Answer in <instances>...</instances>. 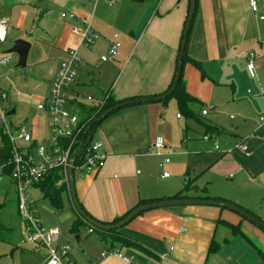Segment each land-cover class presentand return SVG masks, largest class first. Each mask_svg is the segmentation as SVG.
<instances>
[{
	"label": "crops",
	"instance_id": "crops-1",
	"mask_svg": "<svg viewBox=\"0 0 264 264\" xmlns=\"http://www.w3.org/2000/svg\"><path fill=\"white\" fill-rule=\"evenodd\" d=\"M197 2L182 71L184 92L193 101L182 104L172 96L117 110L93 137L105 146L104 167L76 175L78 201L100 223L117 224L141 205L180 197L229 201L264 222V0H258L259 9L251 0ZM190 7L191 0H0V20L8 24L0 54L11 55L0 66V89L8 91L16 111L11 122L32 135L34 150L54 146L51 118L38 106L69 50L82 59L70 91L84 97L80 106L96 108L109 97L119 103L160 98L174 82ZM65 13L77 19L62 18ZM82 20L99 35L88 48L73 33ZM116 35L118 55L102 61ZM21 39L31 43L22 68L19 56L7 53ZM80 106L70 108L83 124L88 115L81 119ZM159 139L166 146L161 156L149 150ZM16 145L28 146L20 139ZM3 170L0 229L13 240V253L45 264L48 252L26 243L18 192ZM164 172L170 176L163 178ZM61 188L54 197L43 187L29 191L41 221L58 227L59 244L72 247L70 264H128L112 252L133 257L131 264H264V230L229 209H153L117 231L90 233L93 226L80 221L71 190Z\"/></svg>",
	"mask_w": 264,
	"mask_h": 264
},
{
	"label": "built area",
	"instance_id": "built-area-1",
	"mask_svg": "<svg viewBox=\"0 0 264 264\" xmlns=\"http://www.w3.org/2000/svg\"><path fill=\"white\" fill-rule=\"evenodd\" d=\"M251 5L254 9H259L258 0H251ZM62 18L77 19L73 13H65ZM264 20V16L262 17ZM73 33L80 37V44L86 48L91 47L99 38V35L94 31L92 25L87 20H82L80 26L73 27ZM8 34V24L4 20H0V45L6 43ZM115 36L113 42L108 48V55L102 57V61H107L118 55L121 43ZM254 54H249L248 70L253 76L255 71V62H253ZM11 61L10 54H0V66H7ZM82 59L76 50H69L66 58L59 63V70L53 77L52 86L49 95L39 103L38 109L45 111L51 118V128L55 136L54 146L49 150L46 146H40L34 150L31 146L33 138L25 129L15 133L8 121L7 113L11 110V105L8 99V91L0 89V115L3 121L1 130L5 136L10 140L13 146L11 151V159L9 164L12 167V181L18 192V207L19 217L24 223V238L26 243L44 248L48 252V259L45 264H70L69 257L71 255L72 247L70 245H60V229L57 227H48L38 217L35 199L30 194V189L36 185L41 184L52 172L58 170L61 178L57 182L58 187L66 186L69 188V175H67L68 167L71 163V157L76 152L75 145L82 137V132L85 133L88 122L82 124L77 114L70 113V107L73 104H81L84 97L80 93L72 94L71 88L76 83L79 71L82 68ZM93 98L89 97V100ZM107 99L103 100L101 105L105 104ZM207 115L208 112L203 113ZM181 117V115H178ZM264 122V117L261 118ZM84 125V126H83ZM81 136V137H80ZM84 138V137H83ZM25 141L28 146L22 148L16 145V140ZM210 136H205L204 140L209 141ZM69 141L70 145L65 146L63 141ZM31 145V146H30ZM165 142L157 140L155 144L150 147V151L161 156ZM245 149L246 147L242 145ZM218 148V147H216ZM74 165V175L97 172L104 167L107 158L105 146L101 142H92L87 145L77 158ZM171 160L167 158L165 164L170 163ZM4 167H0L2 170ZM168 172H164V177H169ZM96 229L90 227L89 232L93 233ZM121 257L125 262L131 264L133 257H126L120 252L111 253ZM107 253L103 254V257Z\"/></svg>",
	"mask_w": 264,
	"mask_h": 264
},
{
	"label": "water",
	"instance_id": "water-1",
	"mask_svg": "<svg viewBox=\"0 0 264 264\" xmlns=\"http://www.w3.org/2000/svg\"><path fill=\"white\" fill-rule=\"evenodd\" d=\"M196 7H197V2L196 0H191V7H190V11L188 14V20L187 23L185 25V29H184V37H183V41L181 43V52H180V56L178 59V70L176 73V81L175 84L173 85V87L171 88L170 91H168L166 94L162 95L160 98H146V99H135V100H131V101H124L121 102L117 105H115V107H112L110 109L105 110L102 114H100V117H98L96 120H94L90 125H88L85 131V136L83 138V140L80 142V149L76 152L73 153L72 157H71V163L70 166L68 167V171H67V175H69V188L71 190V195H72V199H73V204L76 207L77 213L79 214V216L86 221L87 223H89L91 226H93L96 230L98 231H106V232H111V231H117L125 226H127L129 223H131L135 217H137L138 215L147 212L149 210H153V209H164V208H168V207H180V206H195V205H201V206H215V207H219L222 209H229L233 212H235L236 214H238L239 216H243L244 218H246L247 220H249L250 222L254 223L255 225L260 226L263 230H264V222L259 219L258 217L253 216L251 213H249L247 210L243 209L242 207L231 203L229 201H220V200H215V199H210V200H204V199H188V198H180V199H170V200H164V201H158V202H151L149 204H145V205H141L137 208L134 209V211H132L131 213H129L125 218H123V220L119 221V223L117 224H105V223H100L94 219H92L89 215H87V213L83 210L82 205H80L78 198H77V192L75 190V184H76V176L74 175V165L77 162V158L80 155V153L82 152V150L89 145L92 140H93V135L91 134V127L93 125L96 124H101V122L106 119L108 116H110L113 113H116L117 110L123 109V108H127V107H131V105H136V104H143L146 102H160L162 100H165L169 97L172 96V94L174 93V91L176 90L179 82H180V78H181V74H182V70L184 67L183 64V59L185 56V53L187 51V44H188V39L190 36V29L194 20V14L196 12ZM31 48V43L26 41V40H18L15 42L14 46L7 50V53H13V54H17L19 56V62H18V67L22 68V67H26L27 65V59L29 56V50ZM16 111L10 110L7 115L8 117L11 116H15ZM10 126L11 129L17 133L20 130L15 128L13 122L10 121Z\"/></svg>",
	"mask_w": 264,
	"mask_h": 264
},
{
	"label": "trees",
	"instance_id": "trees-1",
	"mask_svg": "<svg viewBox=\"0 0 264 264\" xmlns=\"http://www.w3.org/2000/svg\"><path fill=\"white\" fill-rule=\"evenodd\" d=\"M196 2H197V0H196ZM197 6H198V2H197ZM196 10H197V7H196ZM186 54L187 53H185V56H184V59H183V64H184V62L187 59ZM177 70H178V67H177ZM176 73H177V71H176ZM175 77H176V74H175ZM175 77H174V82H173L171 88L175 84V81H176ZM180 79L181 80H180L176 90L172 94V96H175L176 98H178L180 103L188 104L189 102H192L194 98L190 97V95H188L187 93L184 92V88H183L184 81L182 79V74H181V78ZM171 88L169 89V91L171 90ZM117 104H119L118 101H116L115 99H112V97H109L106 100V102H105V104L103 106L100 105V106H98L96 108H87V107H84L82 105L80 106V104H79V106L81 107L82 111L88 115L87 116L88 121H85V123L88 122L87 124L90 125L94 120H96L98 117H100V114H102L105 110L110 109L112 107H115V105H117ZM85 123H83V124H85ZM99 125L100 124H96V125H93L91 127L92 128L91 129V134L93 135V137H94L95 133L97 132ZM81 136H80L81 138L78 140V143L75 145L76 151H78L80 149V145H81L80 142L83 140V137L85 136V133L82 132ZM1 137H2V142H3L2 143L3 151L1 153V158H0L1 165L5 166L3 171L6 172L7 174L11 175L12 167L9 164V162H10V159H11V156H12L11 155L12 146H10V143H9L10 141H9L8 137L4 135L3 132L1 133ZM69 143L70 142L67 141V140L63 141V144L65 146H67V147H68V145H70ZM59 173L60 172L58 170H56V172H52L50 174V176H48L43 182H41V184L36 185L37 187H43V190L45 191V194H46L47 197H54V196L58 195L62 191V188L57 186V182L59 181V179L62 176ZM180 198H182V197H180ZM180 198H176V199H180ZM121 220H123V219H119V221H121ZM80 221H82L83 223L87 224L86 221H84L81 217H80ZM119 221L117 223H119Z\"/></svg>",
	"mask_w": 264,
	"mask_h": 264
},
{
	"label": "rangeland",
	"instance_id": "rangeland-1",
	"mask_svg": "<svg viewBox=\"0 0 264 264\" xmlns=\"http://www.w3.org/2000/svg\"><path fill=\"white\" fill-rule=\"evenodd\" d=\"M75 110L76 109H71L70 108V113H72L73 115H75L76 113H75ZM87 115H86V113L85 114H83V116L81 117V119H83V118H85ZM15 116H11V117H8V121H11V120H13V118H14ZM2 125H3V121H2V119H1V115H0V133H1V127H2ZM2 137H1V134H0V145H1V141H2V139H1ZM96 139V138H95ZM94 140V139H93ZM95 142V141H94ZM0 154H1V146H0ZM1 162V161H0ZM4 179L5 180H8V178L7 177H4ZM34 194V197H36V192H34L33 193ZM39 203H41V204H39ZM39 203H37V204H39V209H43V207L41 206L42 205V200L41 201H39ZM45 204H43V205H49V202L48 201H45L44 202ZM50 206V205H49ZM42 211V210H41ZM16 220V219H15ZM87 231V230H86ZM0 235H2V236H0V238H2V240L3 241H5L6 243L5 244H3V243H1L0 242V264H12L13 263V261H15V260H18L17 262H18V264H33V263H35V261H33V257L31 258V256H29V255H27V257H24V258H21L19 255H20V253H18V252H16V251H14V253L12 252V249H13V247L11 246V242L13 241V240H11V237L10 236H7V233L4 231V230H2V229H0ZM15 236H17V235H15ZM14 236V237H15ZM13 237V238H14ZM90 237H91V235H90ZM17 239L15 238V241H16ZM76 244V243H75ZM77 245V244H76ZM78 246V245H77ZM77 246H75V247H77ZM12 252V253H11ZM27 254H29V253H27ZM39 259V258H38ZM20 261V262H19Z\"/></svg>",
	"mask_w": 264,
	"mask_h": 264
}]
</instances>
